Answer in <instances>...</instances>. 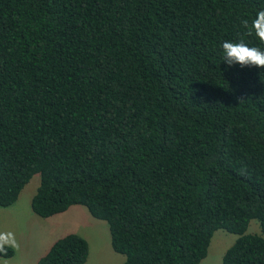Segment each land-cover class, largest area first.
Wrapping results in <instances>:
<instances>
[{
  "label": "trees",
  "instance_id": "obj_1",
  "mask_svg": "<svg viewBox=\"0 0 264 264\" xmlns=\"http://www.w3.org/2000/svg\"><path fill=\"white\" fill-rule=\"evenodd\" d=\"M262 9L0 0V207L38 174L31 210L86 207L120 264H200L217 229L237 235L222 264H264V68L222 61L224 41L264 51L241 25ZM88 251L67 233L37 264Z\"/></svg>",
  "mask_w": 264,
  "mask_h": 264
},
{
  "label": "rangeland",
  "instance_id": "obj_2",
  "mask_svg": "<svg viewBox=\"0 0 264 264\" xmlns=\"http://www.w3.org/2000/svg\"><path fill=\"white\" fill-rule=\"evenodd\" d=\"M39 184L35 174L22 188L17 200L8 207H0V232H12L17 241L14 255L0 257V264H37L57 238L76 233L88 242L89 251L84 264H120L124 255L113 250L108 224L93 217L82 205H72L66 211L51 217L36 215L30 201ZM247 233L261 234L259 222L252 219ZM264 237V235H262ZM237 235L224 229L214 231L206 257L200 264H222L224 251L234 242Z\"/></svg>",
  "mask_w": 264,
  "mask_h": 264
},
{
  "label": "clouds",
  "instance_id": "obj_3",
  "mask_svg": "<svg viewBox=\"0 0 264 264\" xmlns=\"http://www.w3.org/2000/svg\"><path fill=\"white\" fill-rule=\"evenodd\" d=\"M248 35H255L260 44L264 45V9L256 14L251 24L247 19L241 21ZM222 61L228 66L239 64L240 67L264 68V51L259 47H250L244 41L238 43L224 41L222 43ZM17 241L12 232H0V252L6 253L8 248L17 247Z\"/></svg>",
  "mask_w": 264,
  "mask_h": 264
}]
</instances>
